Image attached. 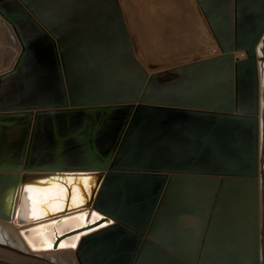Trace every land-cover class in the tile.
Listing matches in <instances>:
<instances>
[{
  "label": "water",
  "instance_id": "water-1",
  "mask_svg": "<svg viewBox=\"0 0 264 264\" xmlns=\"http://www.w3.org/2000/svg\"><path fill=\"white\" fill-rule=\"evenodd\" d=\"M195 2L213 49L150 74L120 0H0L21 46L0 75V221L30 225L20 235L32 253L73 250L78 264H262L264 0ZM30 189L63 194L20 223L17 196ZM161 216L165 244L152 231ZM0 264L56 263L0 244Z\"/></svg>",
  "mask_w": 264,
  "mask_h": 264
},
{
  "label": "rangeland",
  "instance_id": "rangeland-1",
  "mask_svg": "<svg viewBox=\"0 0 264 264\" xmlns=\"http://www.w3.org/2000/svg\"><path fill=\"white\" fill-rule=\"evenodd\" d=\"M134 53L150 74L201 61L215 45L195 0H120ZM11 27L0 18V74L14 56ZM259 49L261 83V223L264 264V41ZM9 55V56H8ZM15 229V228H14ZM68 252L52 253L55 256ZM46 255V254H43ZM71 258V257H70ZM72 259V258H71ZM57 264H76L59 256Z\"/></svg>",
  "mask_w": 264,
  "mask_h": 264
},
{
  "label": "bare ground",
  "instance_id": "bare-ground-1",
  "mask_svg": "<svg viewBox=\"0 0 264 264\" xmlns=\"http://www.w3.org/2000/svg\"><path fill=\"white\" fill-rule=\"evenodd\" d=\"M1 18V17H0ZM3 20V19H2ZM9 25V24H8ZM8 29V36H9V44L13 48V51H10L11 53H14V56L11 60H9L7 67H5V72H3L0 75L5 74L6 72L10 71L13 69L19 55L21 52V46L20 43L12 29V27L7 28ZM261 48V47H260ZM9 56V55H8ZM261 122V121H260ZM261 149V148H260ZM262 188V187H261ZM63 192L61 190H48V191H41V190H34L30 189L25 191L24 196L20 198V196H17L16 200V207H15V213L16 211L20 217V223H28L33 219L32 213L35 211V208L38 206L39 203L45 201L48 197H55L56 194ZM64 197V195H62ZM21 202V203H20ZM20 205V206H18ZM60 202L59 200L56 202V205H54V208L56 210L57 206L59 207ZM39 214V213H37ZM262 224V223H261ZM79 225V222L76 220L69 221L67 223L61 224L59 226L60 233H64L65 231H68L69 229H72L73 227H76ZM31 226H24L20 228H16L13 223H5L0 221V244L1 245H6L8 247H11L13 249L23 251L27 254L30 255H36L39 258H44L50 262L56 263L58 262L57 258L61 256L62 258L65 257V259L72 260L77 263L76 257H75V252L73 250H66V251H60V252H68L61 254L59 256H55L52 253L55 252H50V253H32L31 250L28 249L26 242L24 241L23 237L20 235V230H25L30 228ZM15 228V229H14ZM262 228V227H261ZM35 234V231H31L29 234L26 233L25 236L27 239L33 241L36 245L38 243L41 244V239L38 237V235ZM50 239H52V235H48ZM60 252H56L60 253ZM46 254V255H43ZM72 259H71V258Z\"/></svg>",
  "mask_w": 264,
  "mask_h": 264
},
{
  "label": "crops",
  "instance_id": "crops-1",
  "mask_svg": "<svg viewBox=\"0 0 264 264\" xmlns=\"http://www.w3.org/2000/svg\"><path fill=\"white\" fill-rule=\"evenodd\" d=\"M153 233L155 235H159V236H156V240L162 244H165L166 243V233H167V230L166 228L164 227L163 225V216L160 217V222L156 224V226L154 227V230H152ZM167 242H169V244L173 247H176L175 245H179V239H176L175 237L171 238L170 241L167 240Z\"/></svg>",
  "mask_w": 264,
  "mask_h": 264
}]
</instances>
